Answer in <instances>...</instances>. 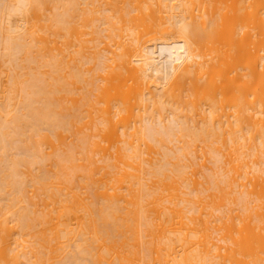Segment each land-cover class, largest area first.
Returning a JSON list of instances; mask_svg holds the SVG:
<instances>
[{
    "label": "bare ground",
    "instance_id": "1",
    "mask_svg": "<svg viewBox=\"0 0 264 264\" xmlns=\"http://www.w3.org/2000/svg\"><path fill=\"white\" fill-rule=\"evenodd\" d=\"M0 264H264V0H0Z\"/></svg>",
    "mask_w": 264,
    "mask_h": 264
}]
</instances>
